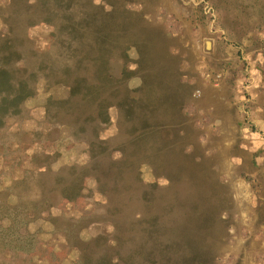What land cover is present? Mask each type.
I'll return each instance as SVG.
<instances>
[{"label": "rangeland", "instance_id": "rangeland-1", "mask_svg": "<svg viewBox=\"0 0 264 264\" xmlns=\"http://www.w3.org/2000/svg\"><path fill=\"white\" fill-rule=\"evenodd\" d=\"M0 70V264H264V0H0Z\"/></svg>", "mask_w": 264, "mask_h": 264}, {"label": "trees", "instance_id": "trees-1", "mask_svg": "<svg viewBox=\"0 0 264 264\" xmlns=\"http://www.w3.org/2000/svg\"><path fill=\"white\" fill-rule=\"evenodd\" d=\"M4 73L3 70H0V75H2ZM123 73H125V71H123ZM108 76V80H110L111 78V75L110 74H107ZM1 79V77H0ZM3 84V83H1ZM23 87V86H22ZM111 90H114L113 87H111ZM99 92V90L96 88L95 84L92 85V96H96V94ZM91 101L90 103H88L90 106L92 105V110H90V112L88 111L86 113V116L87 118H92L97 115L96 113V110L97 112L99 113L98 116H100V119H101V122L97 123L98 125L100 124H104V127H108L111 123H112V119L110 117V114L108 112V108H109V103H107V99L105 97H101L100 99L96 100L94 98H89ZM144 120L146 121V117L144 118ZM70 133L68 134V137L73 141H80L82 143H85L87 149H88V154H90V157H91V160H92V163L94 162V159H96V157L98 156L97 154H95V145L97 143L100 142V140L98 139V137H95V138H91V137H88L85 135L84 138H81V137H77L76 135V131L74 129H72V131H69ZM148 132V131H147ZM107 144V143H106ZM113 159V158H112ZM113 163H114V159H113ZM145 211H141V214H138V216H142L143 213H145ZM32 214H36L35 212L31 213L30 215ZM29 214L27 215L26 213H20V223L21 224H25L26 222H24L27 218V216H30ZM146 215V214H145ZM10 231H8L9 233L8 234H11V236H13V240H16V244L17 246L20 248L21 252H25V253H29L32 251V244H30L32 241V235L28 232H18L16 226H12L10 229ZM2 231V230H0ZM4 234H7L4 233ZM16 238H19V239H16ZM75 246V244H73ZM77 261V260H76ZM79 262V260L77 261Z\"/></svg>", "mask_w": 264, "mask_h": 264}, {"label": "crops", "instance_id": "crops-1", "mask_svg": "<svg viewBox=\"0 0 264 264\" xmlns=\"http://www.w3.org/2000/svg\"><path fill=\"white\" fill-rule=\"evenodd\" d=\"M256 67H257V71L260 75L261 74V72H260L261 68H259L257 65H256ZM258 81H259V83L261 82L260 79ZM202 92H203V97H205L206 101H207V103L205 105L210 110V113L215 117V119H217L218 125L221 128H225L227 125H229V119L231 118V114H232V113L230 114L228 112V110H230L231 112L233 110L231 108H228L226 104H223V106L220 104L221 103L219 101L220 100L219 97L221 96L220 92H217V91H215L211 88H208V87H204ZM258 92L259 91L256 90L257 97H261V96H259ZM222 107L225 108V110L221 111ZM261 119H264V116ZM219 122L221 123V125L219 124Z\"/></svg>", "mask_w": 264, "mask_h": 264}, {"label": "bare ground", "instance_id": "bare-ground-1", "mask_svg": "<svg viewBox=\"0 0 264 264\" xmlns=\"http://www.w3.org/2000/svg\"><path fill=\"white\" fill-rule=\"evenodd\" d=\"M208 45V44H207Z\"/></svg>", "mask_w": 264, "mask_h": 264}]
</instances>
